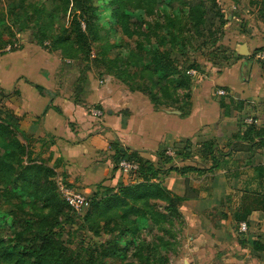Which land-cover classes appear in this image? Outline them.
Listing matches in <instances>:
<instances>
[{"label":"crops","instance_id":"0c3cea01","mask_svg":"<svg viewBox=\"0 0 264 264\" xmlns=\"http://www.w3.org/2000/svg\"><path fill=\"white\" fill-rule=\"evenodd\" d=\"M261 2L222 0L223 44L230 61L217 74L205 75L192 58L199 70L192 71L190 98L179 105L155 107L147 95L128 91L111 76L98 79L96 72L76 70L81 66L61 57L22 51L0 55V115L15 117L19 130L33 141V157L51 154L49 166L58 161L56 179L88 199L99 185L116 189L135 182L134 174L114 170L117 147L160 169L158 183L186 198L178 207V246L169 264H264V215L252 213L246 233L232 220L253 168L264 166V149L242 142L247 120L264 128V68L252 61L264 51ZM241 45L248 56L237 53ZM220 89L226 96L216 95ZM221 98L232 101L228 117ZM93 110L103 116L93 117ZM169 147L182 154L161 164Z\"/></svg>","mask_w":264,"mask_h":264},{"label":"trees","instance_id":"16d2710c","mask_svg":"<svg viewBox=\"0 0 264 264\" xmlns=\"http://www.w3.org/2000/svg\"><path fill=\"white\" fill-rule=\"evenodd\" d=\"M101 2L108 8L102 17L108 16L111 22L114 43L100 44L101 32L108 31L98 15ZM260 7L264 21L263 2ZM221 8L219 0H42L38 6L31 0H11L3 15L0 10V53L15 46L13 26L22 34L33 23L35 44L49 41L62 60L81 66L76 70L96 72L100 78L111 76L130 92L147 95L155 107L176 106L190 98L194 85L190 72L199 70L191 53L203 52L224 34L227 21ZM132 15H138L136 21ZM109 52H114L113 57L106 56ZM224 99L220 108L228 117L232 101ZM242 142L264 149V128L247 125ZM32 143L19 130L15 117L0 116V202L21 215L17 219L14 211L5 214L15 228L8 238L0 232V264H169L178 246V207L186 198L158 183L160 169L135 153L115 148L114 170L121 160L134 162L138 166L135 182L116 189L97 187L82 227L100 244L70 250L65 228L74 219L57 191L54 169L58 161L49 166L51 154L44 159L33 157ZM45 145L52 142H41ZM206 149L212 155L211 146ZM182 151L186 153L187 147ZM171 159L163 151L160 163ZM210 159L217 163L214 157ZM253 172L238 196L232 215L236 224L246 222L254 212L264 215V166L254 167Z\"/></svg>","mask_w":264,"mask_h":264},{"label":"rangeland","instance_id":"374dc122","mask_svg":"<svg viewBox=\"0 0 264 264\" xmlns=\"http://www.w3.org/2000/svg\"><path fill=\"white\" fill-rule=\"evenodd\" d=\"M10 1L11 0H0V10L2 9V12H1L2 15L4 14V11H6L5 6ZM31 2H34L35 5L38 6V5H41L42 0H31ZM219 2L221 4L222 0H219ZM100 4L102 5V8L99 10L98 15L100 18H103L102 15L105 11H108V8H107V5L104 4V2H101ZM0 18H1V15H0ZM137 18H138V15H132L131 16V19L133 21H136ZM102 21H103V23L107 24L104 27L108 31L101 32V36L103 37V39L101 40L100 44H104L107 41L109 43H114L116 41V38L114 37L113 33L111 32L112 26H111V22H109L108 16H105V18H103ZM65 23H66V27H68L67 19H65ZM32 25H33V23H28L29 28L26 29V31H24V33H22V34H19L18 29L15 26H13L12 30H13V33L15 34V36H14V40H15L14 45L15 46L13 47V49L10 47L4 48L1 51L0 55L12 53L13 55L18 56L19 54L22 53V51H33L32 57H61L59 51H56V52L53 51L49 41L45 42L42 46H37L35 44V40L32 39L33 35H34V31H32V28H31ZM1 30H2V28L0 27V31ZM56 32H57V30H56ZM225 36L226 35H225V31H224V34L221 36L220 40H218L214 45L208 46L203 52L194 51L191 53V57L189 56L190 59H192V58L194 59L196 57L198 62H200L199 64H200L201 73H203L205 75H208L209 73L217 74L218 70L222 69L225 65H227V62L230 61V59H227L226 57H230V55H232V54L228 53L230 51L223 44L225 41L224 40ZM31 41H32V43H31ZM8 48H10L9 51H7ZM113 53L114 52H111V54H110V52H109L106 56L113 57ZM94 55H96L95 50L92 53V57H94ZM252 61H253V63L260 64L256 60H252ZM76 64H78V63H75L72 66H75ZM98 79H100V77H98ZM123 86L126 87L124 84H123ZM126 89L128 91H130L128 89V87H126ZM179 95H181V92H179ZM250 117H251V115H249L248 117H246L244 119H249ZM8 211H12V212L14 211L16 213V211L13 207L4 204V202H2V203L0 202V232L3 235V237H6V238L12 236V233H13L12 227H14V225L11 226V224H10V218H5V214H7ZM17 214L18 213H16V215ZM71 215L73 216L74 222L65 228V233L68 236L65 238L66 247L70 250H76L79 248H88V247L89 248L98 247L100 242L97 239H93L92 236L88 234L86 227H82V219L86 215V211L83 212L79 216H76L72 213H71ZM17 219H21L20 214L17 215ZM17 223L19 225V221H17ZM121 247H123V246L121 245ZM171 256H173V255H171ZM128 259H130V257Z\"/></svg>","mask_w":264,"mask_h":264},{"label":"built area","instance_id":"2783aa9c","mask_svg":"<svg viewBox=\"0 0 264 264\" xmlns=\"http://www.w3.org/2000/svg\"><path fill=\"white\" fill-rule=\"evenodd\" d=\"M9 49L10 48H8L7 51H9ZM254 59L259 63H264V51H259L254 54ZM190 74L195 75V72H190ZM216 95L218 97H224L226 96V92L220 89L216 91ZM91 115L96 118H101L103 114L100 110H93ZM246 123L251 124L252 121L247 120ZM165 154L169 157L175 156L171 147L166 149ZM137 169L138 166L134 162L121 160L118 164V170L122 173L133 174L137 171ZM56 187L61 199L69 207L74 215L79 216L89 208V199L80 191H77L76 189L64 184L60 179H56ZM238 229L241 233H246V223H239Z\"/></svg>","mask_w":264,"mask_h":264},{"label":"water","instance_id":"95a60500","mask_svg":"<svg viewBox=\"0 0 264 264\" xmlns=\"http://www.w3.org/2000/svg\"><path fill=\"white\" fill-rule=\"evenodd\" d=\"M240 51H245V53L244 52H240ZM237 53L239 54V55H245V56H248V53H247V48H246V46L245 45H241V46H239V50H237Z\"/></svg>","mask_w":264,"mask_h":264}]
</instances>
